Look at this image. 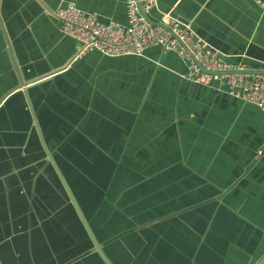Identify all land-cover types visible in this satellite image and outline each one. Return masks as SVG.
Returning a JSON list of instances; mask_svg holds the SVG:
<instances>
[{
  "label": "crops",
  "instance_id": "1",
  "mask_svg": "<svg viewBox=\"0 0 264 264\" xmlns=\"http://www.w3.org/2000/svg\"><path fill=\"white\" fill-rule=\"evenodd\" d=\"M125 2L0 0V26L27 78L60 73L30 88L49 149L60 147L57 166L114 264H256L264 255L260 111L223 84L184 80L185 64L159 49L75 59L77 44L52 17L74 4L124 25ZM158 7L236 67L264 69V0ZM18 90L0 29V264H104L78 254L86 234L44 166L30 116L12 111Z\"/></svg>",
  "mask_w": 264,
  "mask_h": 264
},
{
  "label": "built area",
  "instance_id": "2",
  "mask_svg": "<svg viewBox=\"0 0 264 264\" xmlns=\"http://www.w3.org/2000/svg\"><path fill=\"white\" fill-rule=\"evenodd\" d=\"M140 2L146 14L157 11L158 22L168 30L140 16L136 0L125 2L124 25L102 19L74 4L60 5L52 17L58 21L62 35L77 44L75 59L91 52L110 58L141 57L151 48L173 53L186 66L184 80L200 86L223 84L231 96L256 107L264 116V75L232 74L230 71L243 68L236 67L224 53L200 39L189 24L160 12L158 0Z\"/></svg>",
  "mask_w": 264,
  "mask_h": 264
},
{
  "label": "water",
  "instance_id": "3",
  "mask_svg": "<svg viewBox=\"0 0 264 264\" xmlns=\"http://www.w3.org/2000/svg\"><path fill=\"white\" fill-rule=\"evenodd\" d=\"M26 2V1H24ZM136 6L138 9V12L140 14V16H142L146 21H148L149 23H151L152 25L155 26H159V27H164L165 29H167V27H165L164 25H162L161 23H159L158 21L152 19L150 17L149 14H146L141 6V2L140 0H136ZM1 25V24H0ZM1 29V33L3 35L4 38V43H5V47L7 49L8 52V56L11 62V66L14 69V72L17 76L18 79V86L20 88V90L16 91L15 93H13V95L11 97H9V99H13L16 98V102L15 104L12 106V111H20L25 113L26 115L28 114L32 120L33 123V129L36 131V135L38 137V141H39V145L42 149V152L44 154L43 160H44V166H50L53 171L55 172V175L59 181V184L61 185L62 190L59 188V185H57V179L55 178V182L54 186L58 187V193L60 194V196L66 201V203H68V207L69 210L73 213L72 215L76 216L81 224V227L83 228V231L85 232V242H86V247H83L81 249V251H79L80 253V257H86L92 254H97L98 257L102 260V262L104 264H114L112 263L108 256L106 255L105 251H104V245H102L101 243L98 242L97 238L95 237L87 219L85 218L83 211H82V207L79 205L76 197L74 196L72 190L70 189L69 184L67 183V180L64 178V176L62 175L59 167L57 166L55 157H58V155H55V153H58L59 148L56 149V151H52L49 149L50 144L46 143V139L44 138V134L42 131V125L40 124L39 120H38V115L36 113V111L33 108L32 105V101H33V97H32V92L30 90L31 87L36 86L39 83L42 82H49L50 80H54V77L59 73V71L53 72L50 75H47L46 77H44L43 79H32V78H27V75H25V73L23 72L24 70L22 69V66L20 64L19 61V55H20V51H19V47H18V51L14 47L13 44L10 43V41L12 42L11 38H8V34L7 32L4 31V29L0 26ZM168 30V29H167ZM69 66V64H68ZM67 67H64L62 70H65ZM27 71V69H26ZM51 72V71H50ZM232 74H261L264 75V70L263 69H235L230 71ZM47 78V79H46ZM45 80V81H44ZM31 127H28V130ZM76 174V173H75ZM78 179H74V182H78ZM60 189V191H59ZM88 204V203H87ZM89 207H91V205L88 204ZM73 216V217H74ZM75 217V218H76ZM57 221L58 219L55 218ZM153 222L146 224V225H151ZM145 225V227H146ZM141 228V227H139ZM79 259V257L77 258ZM76 259V260H77ZM256 264H264V255L262 256L261 259H259V261Z\"/></svg>",
  "mask_w": 264,
  "mask_h": 264
},
{
  "label": "rangeland",
  "instance_id": "4",
  "mask_svg": "<svg viewBox=\"0 0 264 264\" xmlns=\"http://www.w3.org/2000/svg\"><path fill=\"white\" fill-rule=\"evenodd\" d=\"M100 154H101V153H100ZM71 163H72V161H71ZM72 164H73V163H72ZM73 168H76V167L71 166V167H70V170H69V173H70V176L72 177V179H73L76 175H79V173H78V174H75ZM76 169H77V168H76ZM77 171H79V170L77 169Z\"/></svg>",
  "mask_w": 264,
  "mask_h": 264
},
{
  "label": "bare ground",
  "instance_id": "5",
  "mask_svg": "<svg viewBox=\"0 0 264 264\" xmlns=\"http://www.w3.org/2000/svg\"><path fill=\"white\" fill-rule=\"evenodd\" d=\"M231 97H234V96H231ZM234 98H236V97H234ZM237 99V98H236Z\"/></svg>",
  "mask_w": 264,
  "mask_h": 264
},
{
  "label": "flooded vegetation",
  "instance_id": "6",
  "mask_svg": "<svg viewBox=\"0 0 264 264\" xmlns=\"http://www.w3.org/2000/svg\"><path fill=\"white\" fill-rule=\"evenodd\" d=\"M85 233V232H84Z\"/></svg>",
  "mask_w": 264,
  "mask_h": 264
}]
</instances>
